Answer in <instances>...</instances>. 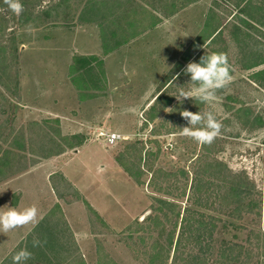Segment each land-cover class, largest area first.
<instances>
[{
    "label": "rangeland",
    "instance_id": "1",
    "mask_svg": "<svg viewBox=\"0 0 264 264\" xmlns=\"http://www.w3.org/2000/svg\"><path fill=\"white\" fill-rule=\"evenodd\" d=\"M84 2L75 3L73 11L67 13L54 7L53 2H45L36 13L46 12L24 25H19V14L8 7L0 9L5 23L0 43L15 37L18 73L17 88L3 92L0 87L5 96L0 133L5 128V135H10L12 128L26 134L28 123L57 117L62 134L85 138L81 147L40 159L36 165L0 182V211H19L32 205L38 209L35 222L7 233L0 231V264H12L15 252L25 248L32 257L24 264H58L66 251H78L86 264H95V242H100L118 264H140L119 239V232L134 219L141 220L148 214L150 188L146 183L137 185L131 181L114 161L113 153L126 143L150 136L154 125L145 122L144 114L165 87L161 95H170L173 100H177L179 88L195 87L183 71L192 59L181 67L177 64L181 46L194 39L212 0H200L163 18L136 40L108 53L101 48L96 18L88 13ZM212 7L227 20L233 15L234 22L240 14L221 0ZM243 29L250 34L252 26ZM228 31L230 36L226 33L202 48L205 53L213 49L224 53L231 67V81L212 100L202 103L203 111H211L222 124L220 135L212 142L219 149L217 157L232 171L252 180L264 195V124H252L255 116L264 120V78L250 77L264 70V64L241 68L243 59L237 42L240 33L235 34L233 26H228ZM256 37L254 45L247 44L261 52L264 47L259 44L264 40ZM75 55L101 57L103 75L96 79L101 80L100 89L78 92L73 87L70 65ZM240 109L247 112L248 121L241 122L234 115ZM8 124L11 127L7 128ZM111 132L121 134L123 139L108 145L104 135ZM2 137L0 134V142ZM156 138L164 139L163 146L168 151L173 149L168 155L171 160L193 159L191 149L186 154L179 143L183 138V144L190 145L192 139L178 132ZM85 203L109 229L93 219ZM56 206L62 210L68 231L59 221ZM55 226L63 230L58 232ZM244 236V230L227 223L216 233L218 239L241 241ZM33 240L40 244L34 247Z\"/></svg>",
    "mask_w": 264,
    "mask_h": 264
},
{
    "label": "trees",
    "instance_id": "2",
    "mask_svg": "<svg viewBox=\"0 0 264 264\" xmlns=\"http://www.w3.org/2000/svg\"><path fill=\"white\" fill-rule=\"evenodd\" d=\"M80 1L83 3V0H21L24 10L19 14V25L29 23L46 12L36 13L45 2H53L54 7L67 13L73 11L75 3ZM198 1L86 0L84 6L88 13L94 14L101 48L108 53L136 40L156 27L163 18L172 17ZM221 1L240 13L235 18L236 22L232 20L233 15L227 20L217 14L212 6H217L218 0H212L194 39L181 46L178 67L191 59L199 62L205 55L203 47L212 45L226 33L230 36L228 26L234 27L235 34L240 33L237 42L243 59L241 68L251 69L264 64V50L254 51L247 44L254 45L255 36L264 40V32H261L264 31V0ZM5 7L4 0H0V9ZM4 26L0 15V34ZM246 26H252L250 34L243 31ZM16 43L14 36L0 43V87L3 92L18 87ZM261 43L259 46L264 47V42ZM70 69V82L78 92L100 89L101 80L96 79L103 75L101 57L75 55ZM84 77L87 80H83ZM250 77L260 80L264 78V70L254 72ZM3 92L0 90V110L5 100ZM161 94L155 97L144 114L145 122L154 125L150 136L126 143L113 153L114 161L131 181L137 185L146 183L151 200L148 214L141 220L134 219L128 223L119 232V239L140 264H264V195L261 190L243 173L229 169L217 157L219 149L213 143L201 145L192 140L190 145H184L181 138L179 143L186 154L191 149L193 159L189 162L171 160L168 155L173 149L168 151L163 146L164 139L156 136L181 133L187 121L180 112H204V105L195 99H184L181 103L170 95ZM234 115L241 122L249 118L242 109ZM159 117L160 120L154 124ZM254 122L264 124L259 116L252 117V124ZM8 125L7 128L11 127ZM5 130L1 129L0 133L3 135L0 142V182L36 165L40 159L79 148L85 142L83 136L62 134L57 117L28 123L26 134L9 128L10 135H5ZM145 177H148L146 181ZM85 204L93 219L109 229L100 215L88 203ZM55 211L63 228L68 231L61 208L56 206ZM226 223L236 230H244V238L241 241L218 239L216 233ZM54 230L60 232L63 229L55 226ZM94 247L95 264H118L100 242H95ZM61 255L58 264H86L78 251L75 254L74 251H66Z\"/></svg>",
    "mask_w": 264,
    "mask_h": 264
},
{
    "label": "clouds",
    "instance_id": "3",
    "mask_svg": "<svg viewBox=\"0 0 264 264\" xmlns=\"http://www.w3.org/2000/svg\"><path fill=\"white\" fill-rule=\"evenodd\" d=\"M4 3L16 14L24 10L21 0H4ZM183 71L190 76V83L195 87L188 90L179 88L175 97L181 103L184 99H195L201 103L209 102L218 90L226 87L231 81V72L224 53H205L200 57L199 62H188ZM180 115L187 121V126L181 128V134L198 144H211L221 133L222 124L211 111L194 113L183 110ZM37 215L38 209L35 205L19 211L15 208L0 211V231L7 233L33 223ZM39 244V240H33L34 247ZM31 257L32 253L26 248L20 249L12 256V264H24Z\"/></svg>",
    "mask_w": 264,
    "mask_h": 264
},
{
    "label": "built area",
    "instance_id": "4",
    "mask_svg": "<svg viewBox=\"0 0 264 264\" xmlns=\"http://www.w3.org/2000/svg\"><path fill=\"white\" fill-rule=\"evenodd\" d=\"M101 135H103V134H101ZM104 136H105V140H106L108 145H113L116 142L123 139V136L119 133H116V132H111V133L105 134Z\"/></svg>",
    "mask_w": 264,
    "mask_h": 264
},
{
    "label": "crops",
    "instance_id": "5",
    "mask_svg": "<svg viewBox=\"0 0 264 264\" xmlns=\"http://www.w3.org/2000/svg\"><path fill=\"white\" fill-rule=\"evenodd\" d=\"M201 28V27H200ZM4 257H7V255H5ZM2 260H3V256H2V253H1V251H0V263L2 262Z\"/></svg>",
    "mask_w": 264,
    "mask_h": 264
}]
</instances>
